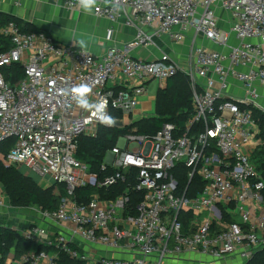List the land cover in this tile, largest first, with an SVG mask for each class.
<instances>
[{"label":"built area","instance_id":"2783aa9c","mask_svg":"<svg viewBox=\"0 0 264 264\" xmlns=\"http://www.w3.org/2000/svg\"><path fill=\"white\" fill-rule=\"evenodd\" d=\"M67 6L81 7L79 0H67ZM92 9L113 22L125 19L137 30L135 40L95 56L47 34L24 33L15 22L0 26V38L11 42L0 52V144L14 141L9 165L63 188L58 210L42 215L72 226L70 236H52L40 226L15 229L36 249L14 264H61L60 252L84 264H167L185 254L247 263L264 251V173L256 159L262 151L264 163V141L255 114H264V0H96ZM191 31L187 68L167 54L154 61L130 55L160 36L183 43ZM199 37L216 48L201 46ZM13 66L22 69L21 80L7 79L4 71ZM181 72L193 88V116L185 130L165 123L155 134L133 129L120 137L101 171L113 174L96 186L108 190L124 183L127 190L114 200L97 194L80 202L78 191L91 182L89 167L76 157L80 137L130 125L145 85L167 83ZM230 77L243 96L231 95ZM79 85L91 89L81 97L86 106L73 93ZM179 167L188 170L190 183L195 176L204 183L197 197H187L188 189L179 193ZM132 192L142 193V201L131 209ZM185 211L195 216L188 228ZM0 227H6L1 219ZM76 238L93 248L91 256L75 245ZM116 251L130 258L108 256Z\"/></svg>","mask_w":264,"mask_h":264},{"label":"trees","instance_id":"16d2710c","mask_svg":"<svg viewBox=\"0 0 264 264\" xmlns=\"http://www.w3.org/2000/svg\"><path fill=\"white\" fill-rule=\"evenodd\" d=\"M10 22H15L24 33L48 34L46 30L40 29L32 24L24 23L5 14H0V26H5ZM11 47L10 40L0 38V52L7 51ZM8 80H21L24 77L22 69L13 66L4 71ZM8 74H12L9 77ZM259 119L260 138L264 141V114L256 113ZM121 118L116 113L115 117ZM193 116V88L189 77L184 73H179L169 79L164 89H160L157 94L156 116L154 118H144L138 122L125 126L100 127L96 137L81 136L78 141L77 159L86 164L90 169L91 182L85 189L79 190L77 197L80 202H88L93 195H99L102 200H114L123 194L128 184L119 183L108 190L96 186L98 182L104 181L107 176L113 174V171L101 172L102 166L106 161L109 152L114 149L118 139L133 129H137L138 134L151 135L157 133L165 123H172L182 132L187 126V122ZM14 145V141L0 144V184L4 187L13 208H31L35 207L43 212H54L58 210L61 196L53 194V186L44 188L33 177L32 174H26L23 168H16L8 164L6 157ZM262 151H258L256 159L259 168L264 173V163L261 161ZM263 160V159H262ZM136 174L131 177L132 185H136ZM175 178L178 181L179 193L188 189L187 197L194 198L203 190L204 183L198 176L189 182L188 170L179 167L175 172ZM53 183V182H52ZM55 186V183H54ZM142 201V193L132 192L130 194L129 208ZM195 218L192 211H185L182 214V221L186 228ZM181 219V214H180ZM230 222L232 220L229 219ZM32 226L23 225L22 230ZM17 232L12 227H0V264H7L11 255L15 260L33 250L36 247L25 238L19 240ZM14 251V252H13ZM13 252V253H12ZM58 252V251H57ZM61 264H84L81 261H72L65 253H59ZM245 264H264V251H258L253 258Z\"/></svg>","mask_w":264,"mask_h":264},{"label":"crops","instance_id":"0c3cea01","mask_svg":"<svg viewBox=\"0 0 264 264\" xmlns=\"http://www.w3.org/2000/svg\"><path fill=\"white\" fill-rule=\"evenodd\" d=\"M0 14H5L46 30L55 42L77 46L95 56H103L110 48L115 46L122 48L133 42L137 35L136 28L125 25V19L113 22L109 19L98 17L92 8L91 11H87L82 7L70 9L67 6V0H0ZM193 37L194 32L191 31L187 34L185 41L180 44L175 43L166 35L156 37L153 45L134 48L130 50V55L135 59L154 61L163 54H167L184 69L190 65L192 58ZM198 39L201 46L216 48L215 45L209 43L203 37ZM229 83L231 95L235 97L243 96L242 86L236 79L230 77ZM166 85L167 83L162 84L156 80L148 82L145 85V92L139 100L138 107L134 114L128 118L127 122L133 121L134 123L144 118H154L156 116L158 91L164 89ZM53 194L57 196L55 187H53ZM0 199L5 201V205L8 202V206H0V219H2V222L6 216H10L15 226L21 223L26 226H40L50 230L52 236L60 234L70 236L72 226L54 223L45 219L42 215V210L38 208L11 207L6 191L1 184ZM5 226L12 227L14 230L18 228L8 224ZM75 241L77 243L75 245L80 247L81 250L83 249V253L91 256V250L88 246H83V241L80 238H76ZM193 255L199 256V254H185L178 259L170 261L169 264H218L214 261L209 263V260L203 257L201 259L192 258L191 256ZM108 256L130 258L128 254L121 251L112 252ZM14 261L16 262L17 260ZM225 263L243 264L239 258H231L226 260V262H221V264Z\"/></svg>","mask_w":264,"mask_h":264},{"label":"rangeland","instance_id":"374dc122","mask_svg":"<svg viewBox=\"0 0 264 264\" xmlns=\"http://www.w3.org/2000/svg\"><path fill=\"white\" fill-rule=\"evenodd\" d=\"M152 113V112H151ZM122 145V144H121ZM106 161H111V156H110V153L108 154V156H107V158H106ZM23 171L26 173V174H32L29 170H27L26 168H23ZM33 175V177L35 178V179H37V181L40 183V185L42 186V187H44V188H48V187H51V186H53V187H55L54 186V183H52L51 181H49L48 179H44V178H41V177H39V176H37V175H35V174H32ZM57 187V188H56ZM55 187V191H56V194H57V196H60L63 192H64V190H63V188L62 187H59V186H56ZM7 203L8 202H6V205H7ZM8 206V205H7ZM10 206V205H9ZM2 220V219H1ZM3 223L6 225V224H8V225H10V226H15V224L13 223V219L10 217V216H6L4 219H3ZM24 224H16V226L15 227H18L17 229H21V227L23 226ZM16 232H18V231H16ZM90 249H93L92 247H89ZM192 258H196V259H201V256H198V255H193V256H191ZM12 259L14 258V255H12V257H11ZM203 258H206V257H203ZM12 259H10L8 262H7V264H9L10 262V264H14L15 263V259H13V261H11ZM208 260H209V263H211V262H217L218 264H221V262H226V260H228V259H226V260H224V261H215V260H213V259H210V258H207ZM242 261V260H241ZM243 262V261H242ZM170 263V261H168L167 262V264H169ZM226 264V263H225ZM243 264H244V262H243Z\"/></svg>","mask_w":264,"mask_h":264},{"label":"clouds","instance_id":"9594fccd","mask_svg":"<svg viewBox=\"0 0 264 264\" xmlns=\"http://www.w3.org/2000/svg\"><path fill=\"white\" fill-rule=\"evenodd\" d=\"M79 3L82 8H84L87 11H91V8L96 3V0H79ZM90 91L91 89L87 85H79L78 87L73 89V93L76 95L78 102L82 106H86V102L81 97ZM99 107L100 109H103L104 105H100ZM102 120L107 124L114 123L111 117L104 116L102 117Z\"/></svg>","mask_w":264,"mask_h":264},{"label":"water","instance_id":"95a60500","mask_svg":"<svg viewBox=\"0 0 264 264\" xmlns=\"http://www.w3.org/2000/svg\"><path fill=\"white\" fill-rule=\"evenodd\" d=\"M17 238L20 240L21 239V235L17 233Z\"/></svg>","mask_w":264,"mask_h":264}]
</instances>
